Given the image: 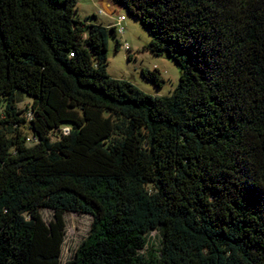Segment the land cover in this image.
<instances>
[{
    "label": "trees",
    "instance_id": "16d2710c",
    "mask_svg": "<svg viewBox=\"0 0 264 264\" xmlns=\"http://www.w3.org/2000/svg\"><path fill=\"white\" fill-rule=\"evenodd\" d=\"M113 1L170 96L110 76L119 33L77 0H0V264H264V0ZM67 212L93 222L62 263Z\"/></svg>",
    "mask_w": 264,
    "mask_h": 264
},
{
    "label": "rangeland",
    "instance_id": "374dc122",
    "mask_svg": "<svg viewBox=\"0 0 264 264\" xmlns=\"http://www.w3.org/2000/svg\"><path fill=\"white\" fill-rule=\"evenodd\" d=\"M77 14L82 19L92 17L96 14L102 21L107 24L114 21L118 15H125L126 22L124 23L126 31L123 34H118L117 37L110 33L108 41V66L107 70L110 76L116 79L129 80L137 85L142 91L157 96H170L179 84L180 69L177 63L164 53L162 55H154L147 50L145 46L150 42L148 30L143 26L140 20L132 17L119 4L113 0H77ZM103 10L101 15L100 11ZM117 40L121 46L117 50ZM128 43L131 47L126 50L123 46ZM158 69L161 77L164 79L162 87H158L153 82L147 80L142 69L154 70ZM18 107L28 111L33 98L25 93L18 91L16 93ZM26 113V112H25ZM24 131L29 138V144L32 145L36 141L29 129V124H25ZM57 135L53 134V139ZM42 220L48 228L56 221L54 210L42 208L40 210ZM93 222V216L89 214H78L67 212L64 215V239L62 245L61 261H66L74 258L76 250L80 244L89 235ZM149 248L158 249L160 234L154 231L149 234ZM148 248L142 252L146 253Z\"/></svg>",
    "mask_w": 264,
    "mask_h": 264
},
{
    "label": "built area",
    "instance_id": "2783aa9c",
    "mask_svg": "<svg viewBox=\"0 0 264 264\" xmlns=\"http://www.w3.org/2000/svg\"><path fill=\"white\" fill-rule=\"evenodd\" d=\"M101 15L103 13V10L100 11ZM126 22V16L121 14L118 15L116 18L114 17V21L112 23H110L109 26H114L117 29V32L119 34H123L126 31V27L124 25V23ZM126 50H130L131 47L128 43H125L123 46ZM65 132L68 131V129L64 130Z\"/></svg>",
    "mask_w": 264,
    "mask_h": 264
},
{
    "label": "crops",
    "instance_id": "0c3cea01",
    "mask_svg": "<svg viewBox=\"0 0 264 264\" xmlns=\"http://www.w3.org/2000/svg\"><path fill=\"white\" fill-rule=\"evenodd\" d=\"M98 18H99V17H98ZM98 20H99L100 22L104 23V22L102 21L101 18H99ZM110 23H111V21H110ZM110 23H107V24L104 23V24H105V25H110Z\"/></svg>",
    "mask_w": 264,
    "mask_h": 264
},
{
    "label": "water",
    "instance_id": "95a60500",
    "mask_svg": "<svg viewBox=\"0 0 264 264\" xmlns=\"http://www.w3.org/2000/svg\"><path fill=\"white\" fill-rule=\"evenodd\" d=\"M118 4V3H117ZM120 5V4H119ZM121 6V5H120Z\"/></svg>",
    "mask_w": 264,
    "mask_h": 264
}]
</instances>
